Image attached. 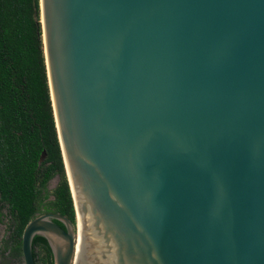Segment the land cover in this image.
<instances>
[{
	"label": "water",
	"instance_id": "95a60500",
	"mask_svg": "<svg viewBox=\"0 0 264 264\" xmlns=\"http://www.w3.org/2000/svg\"><path fill=\"white\" fill-rule=\"evenodd\" d=\"M39 7L75 226L24 264H264V0Z\"/></svg>",
	"mask_w": 264,
	"mask_h": 264
},
{
	"label": "trees",
	"instance_id": "16d2710c",
	"mask_svg": "<svg viewBox=\"0 0 264 264\" xmlns=\"http://www.w3.org/2000/svg\"><path fill=\"white\" fill-rule=\"evenodd\" d=\"M55 175L58 185L47 200L46 186ZM44 212L64 216L75 226L50 98L39 0H0V222L6 219L13 241L1 253L20 256L25 226ZM32 255L35 264H53L41 236L32 240Z\"/></svg>",
	"mask_w": 264,
	"mask_h": 264
},
{
	"label": "flooded vegetation",
	"instance_id": "af4514ba",
	"mask_svg": "<svg viewBox=\"0 0 264 264\" xmlns=\"http://www.w3.org/2000/svg\"><path fill=\"white\" fill-rule=\"evenodd\" d=\"M55 177L58 178V176L55 175L48 181V183ZM58 181H59V179H58ZM48 183H47V186H48ZM57 185H58V182H57ZM47 186H46V188H47ZM51 197L53 199V196H51ZM50 213L51 214H55V213H52V212H44L41 215L50 214ZM2 214H3V216L6 214L4 210H2ZM37 216H39V215H37ZM5 223H6V219H2V222H0V264H20L21 262H22V264H24L22 253H21L20 256H17V257L10 256L8 252L1 253V251L4 250V246L11 245L13 243L12 239L10 238V236H8V232H6L7 225ZM55 223L57 225H59L61 228H63V226L60 223H57V222H55ZM33 260H34V258H33Z\"/></svg>",
	"mask_w": 264,
	"mask_h": 264
},
{
	"label": "rangeland",
	"instance_id": "374dc122",
	"mask_svg": "<svg viewBox=\"0 0 264 264\" xmlns=\"http://www.w3.org/2000/svg\"><path fill=\"white\" fill-rule=\"evenodd\" d=\"M57 182H58V178L55 177L48 183V186L46 188L47 192L49 193V196H48L49 199L48 200H52V197H51L52 192H53L54 188L56 187ZM20 264H22V262Z\"/></svg>",
	"mask_w": 264,
	"mask_h": 264
}]
</instances>
